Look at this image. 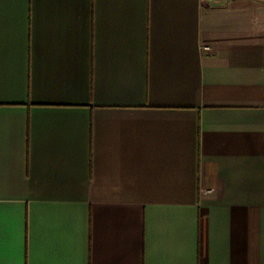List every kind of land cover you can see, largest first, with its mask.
<instances>
[{
	"label": "crops",
	"instance_id": "1",
	"mask_svg": "<svg viewBox=\"0 0 264 264\" xmlns=\"http://www.w3.org/2000/svg\"><path fill=\"white\" fill-rule=\"evenodd\" d=\"M0 264H264V0H0Z\"/></svg>",
	"mask_w": 264,
	"mask_h": 264
},
{
	"label": "built area",
	"instance_id": "2",
	"mask_svg": "<svg viewBox=\"0 0 264 264\" xmlns=\"http://www.w3.org/2000/svg\"><path fill=\"white\" fill-rule=\"evenodd\" d=\"M202 1H207V2H211V1H216V0H202Z\"/></svg>",
	"mask_w": 264,
	"mask_h": 264
}]
</instances>
